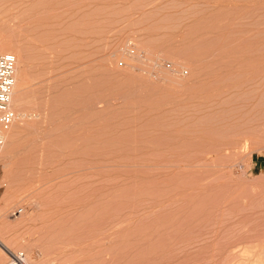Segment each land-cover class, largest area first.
<instances>
[{
    "label": "rangeland",
    "instance_id": "1",
    "mask_svg": "<svg viewBox=\"0 0 264 264\" xmlns=\"http://www.w3.org/2000/svg\"><path fill=\"white\" fill-rule=\"evenodd\" d=\"M0 47L12 252L264 264V0H0Z\"/></svg>",
    "mask_w": 264,
    "mask_h": 264
},
{
    "label": "built area",
    "instance_id": "2",
    "mask_svg": "<svg viewBox=\"0 0 264 264\" xmlns=\"http://www.w3.org/2000/svg\"><path fill=\"white\" fill-rule=\"evenodd\" d=\"M15 55L9 52L0 53V153L6 133L14 122L15 112L10 106L11 92L15 82ZM18 213L23 207L17 209ZM6 264H34L23 251L12 252ZM42 264H53L45 262Z\"/></svg>",
    "mask_w": 264,
    "mask_h": 264
},
{
    "label": "bare ground",
    "instance_id": "3",
    "mask_svg": "<svg viewBox=\"0 0 264 264\" xmlns=\"http://www.w3.org/2000/svg\"><path fill=\"white\" fill-rule=\"evenodd\" d=\"M0 52L3 53L4 50L0 49ZM18 86H19V79L18 78L16 79V77H15V82H14V86H13V89L11 92V97H10V103L12 102L11 105L16 100V99L14 100V96H15V90L18 88ZM5 140H6V138H5ZM4 144H5V142H4ZM12 250L6 245V243L3 241V239H0V264L2 263L3 260H5L6 257L9 258V254L12 253Z\"/></svg>",
    "mask_w": 264,
    "mask_h": 264
}]
</instances>
